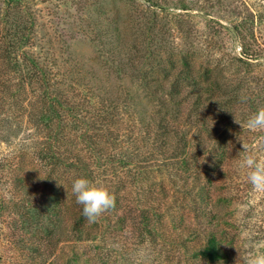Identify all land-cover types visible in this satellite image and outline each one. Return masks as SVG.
Here are the masks:
<instances>
[{"label": "trees", "instance_id": "1", "mask_svg": "<svg viewBox=\"0 0 264 264\" xmlns=\"http://www.w3.org/2000/svg\"><path fill=\"white\" fill-rule=\"evenodd\" d=\"M4 2L0 27V117L5 114L0 118V127L10 121L15 107H21L16 100L25 95L20 100L26 102L27 121L37 131L29 133L32 146H15L11 151L4 147L8 153L0 152L1 205L12 216L18 213L23 219L35 220L36 225L41 223L46 231L52 225L56 238L67 235L66 227L81 241H93L111 228L113 236L119 234L128 244L135 239L134 244H142L141 247L148 243H153L156 250L161 247L165 264L170 257L176 258L177 264H235L238 251H242L238 247L239 223L233 219L215 222L216 212L211 209L212 199L220 195L215 186L218 180L236 173L228 161L235 158L240 166L247 155L236 154L229 145L230 131L237 130L233 122L236 99L226 97V84L212 71L209 84L193 73L178 75L173 83L163 79L156 91L166 90L168 98L156 99L149 115L144 107L139 110L140 105L130 94V99L121 102L120 96L108 91L109 96L84 89L75 94L71 93L73 88L60 92L53 73L45 70L28 50L34 35L31 26L26 25L30 19H25L20 11L23 1ZM30 18L33 25L34 17ZM162 71L166 78L170 76L171 70L166 66ZM185 88H189L187 95L198 102L195 109L183 106L185 100L180 94ZM204 94V98L213 99L211 108L202 103ZM5 104L11 116L2 112ZM31 109L39 110L36 117H32L36 112ZM185 110L191 116L205 113L203 128L207 139L211 138L208 148L203 144L205 135L192 132L190 120L184 116L181 119ZM210 115L223 125L218 136L210 131ZM13 135L0 132V143L8 142ZM35 162L38 167L29 172L28 165ZM33 172L40 182L33 184V180L24 177ZM79 177L106 187L115 197L114 207L95 222L86 220L83 206L72 194V182ZM62 184L67 186L68 194ZM244 184L249 186L246 195L251 198L249 194L254 189L248 181ZM25 197L26 202L21 201ZM189 213L191 223L187 224ZM69 221L71 229L67 228ZM171 224L179 230L174 237L166 228ZM99 247H103V263L110 264L111 259V264H128V245L124 250L112 245ZM35 252L38 264H50L52 252L47 243L35 248Z\"/></svg>", "mask_w": 264, "mask_h": 264}, {"label": "rangeland", "instance_id": "2", "mask_svg": "<svg viewBox=\"0 0 264 264\" xmlns=\"http://www.w3.org/2000/svg\"><path fill=\"white\" fill-rule=\"evenodd\" d=\"M22 1V16L30 20L31 16L34 17L33 25H30V20L26 23L34 35L28 50L45 70L53 73L60 92L64 88H73L70 91L75 94L83 89L103 96H109L110 92L112 96H120L121 102L132 95L140 105L139 110L144 107L149 115L155 109L156 99L168 98L166 90L156 91L163 79L173 83L178 75L193 73L209 84L212 80L208 75L212 71L226 84V97L231 95L236 99L235 116L244 124L242 128L235 123L237 130L230 131V147L236 149V154L245 153L244 143L251 154L264 159V129L249 130L247 127L248 118L264 108V0ZM5 8L4 0H0V27L3 26ZM139 45H142L140 50ZM164 66L171 70L168 78L162 71ZM188 93L189 88H185L180 94L185 100L183 106L195 109L198 102ZM28 96H31L30 92ZM24 97L16 100L21 107H15L10 121L0 127V132L14 134L8 142L0 143L3 154L8 153L4 147L11 151L15 146H32L33 138L29 133L36 132L37 128L27 121L29 109L26 102L20 100ZM204 97L205 94L202 103L211 108L213 99ZM3 107L2 112H6L8 106L5 104ZM124 110L125 107L122 112ZM31 111L36 112L32 117L39 112L38 109ZM6 113L11 116L10 111ZM189 114L185 110L181 119L184 120V116L190 120L192 132L205 135L203 144L208 148L211 138L208 136L207 139L203 128L205 113H196L197 118ZM209 117L210 131L218 136L223 125L214 121L211 115ZM228 163L236 173L218 180L220 183L215 186L220 195L212 199L211 209L216 212L215 222H232L230 219H233L239 223L238 247L242 251H238L240 257L235 264H250L253 257L264 254V192L254 190L252 195L249 194L252 199L249 198L246 195L249 186L244 184L248 181V169L239 166L235 158ZM35 167H38L36 162L35 165L30 163L29 172ZM24 177L33 180V184L40 182L35 172ZM26 198L21 201L26 202ZM249 199L251 201L247 203ZM1 204L0 264H38L35 248L46 243L52 252L48 259L50 264H105L100 255L103 247L99 244L106 248L112 245L120 250L128 245V264L166 262L160 246L159 250L154 249L153 243L141 247L142 244H134L135 239L129 240L128 244L119 234L113 233V236L111 228L103 237L99 233L93 241H81L74 231L68 232L66 227L67 235L56 238L52 225L48 227L51 231H46L47 227L41 223L36 225L35 220L23 219L18 213L12 216L10 210ZM69 223L67 228L71 229ZM189 223L190 213L187 214ZM168 226V234L174 237L179 232L178 228L173 224ZM146 252L147 255L144 254ZM169 259L167 264L178 263L176 258ZM109 262L111 264V259Z\"/></svg>", "mask_w": 264, "mask_h": 264}, {"label": "clouds", "instance_id": "3", "mask_svg": "<svg viewBox=\"0 0 264 264\" xmlns=\"http://www.w3.org/2000/svg\"><path fill=\"white\" fill-rule=\"evenodd\" d=\"M235 122L240 124L242 128L244 127V124L236 117ZM247 127L249 130L264 129V108H260L248 118ZM243 150L248 154L244 156L241 167L248 169V182L255 191L264 192V159H259L251 154L244 143ZM63 186L67 191V186ZM71 191L76 198V202L83 206V215L89 222H95L104 212L115 205V197L106 187L97 185L85 177L74 179ZM238 258L239 256L237 260ZM250 264H264V254L253 257Z\"/></svg>", "mask_w": 264, "mask_h": 264}]
</instances>
